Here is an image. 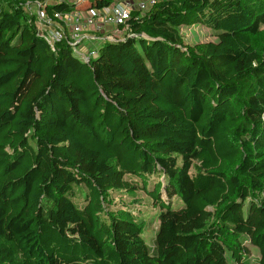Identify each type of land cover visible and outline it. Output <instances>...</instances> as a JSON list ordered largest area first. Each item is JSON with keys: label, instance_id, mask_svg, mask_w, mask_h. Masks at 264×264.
Instances as JSON below:
<instances>
[{"label": "trees", "instance_id": "obj_1", "mask_svg": "<svg viewBox=\"0 0 264 264\" xmlns=\"http://www.w3.org/2000/svg\"><path fill=\"white\" fill-rule=\"evenodd\" d=\"M26 5L0 0V264H264V0H158L88 61Z\"/></svg>", "mask_w": 264, "mask_h": 264}, {"label": "built area", "instance_id": "obj_2", "mask_svg": "<svg viewBox=\"0 0 264 264\" xmlns=\"http://www.w3.org/2000/svg\"><path fill=\"white\" fill-rule=\"evenodd\" d=\"M55 1L60 0H26L28 13L34 16L38 35L48 42L53 51L57 42L64 41L74 53L88 61L96 52V49L83 50V42L90 29L98 32L108 25L125 32L133 11H138L140 17L158 0H114L90 14L81 9L46 12L44 6ZM119 37L121 36L104 34L101 39L115 40Z\"/></svg>", "mask_w": 264, "mask_h": 264}, {"label": "rangeland", "instance_id": "obj_3", "mask_svg": "<svg viewBox=\"0 0 264 264\" xmlns=\"http://www.w3.org/2000/svg\"><path fill=\"white\" fill-rule=\"evenodd\" d=\"M67 1L74 2L73 0H67ZM180 30L184 35L185 44L192 45L200 41L216 40V37L214 36L212 30L201 24L181 26ZM103 32L106 35L114 34L116 36H123L124 30L115 29L113 27H109V28L104 27ZM100 44L101 43L95 45L94 43L93 46L97 48L100 46ZM94 47L91 49H95ZM74 191H75L74 193L77 194V191L76 190ZM136 195H138L144 201L148 200V197L145 196L143 192H138L136 193ZM110 197L115 201V203L118 206H123V204L119 205L121 202L124 204L131 203V199H132L131 197L126 195L125 192H123L122 196H120L119 194H111ZM74 201L77 204L82 203L81 197H75ZM134 210L136 211L137 219H139L140 222L143 224L142 236L147 243L151 244L152 238L154 237L157 228L156 213L158 209L157 207L154 206V204L150 203L146 206L145 209L142 210L134 209ZM249 249H250L249 252L250 258L252 259L258 258L259 253L257 248H255L252 245H249Z\"/></svg>", "mask_w": 264, "mask_h": 264}, {"label": "crops", "instance_id": "obj_4", "mask_svg": "<svg viewBox=\"0 0 264 264\" xmlns=\"http://www.w3.org/2000/svg\"><path fill=\"white\" fill-rule=\"evenodd\" d=\"M96 10L97 9H90V10H86V11L83 10V11L90 14V13L95 12ZM105 27L109 28L110 26L107 25ZM87 33H88L87 37L84 39V42H83V50L84 51H88L89 49L93 48L94 43H95V45H97L98 43H102L104 41L101 39L102 35L104 34L103 30L97 32L94 29H90ZM94 48L97 49L98 47L97 48L94 47Z\"/></svg>", "mask_w": 264, "mask_h": 264}]
</instances>
